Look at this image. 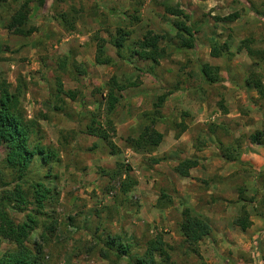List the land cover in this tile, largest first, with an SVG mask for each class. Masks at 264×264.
I'll use <instances>...</instances> for the list:
<instances>
[{"label":"rangeland","instance_id":"374dc122","mask_svg":"<svg viewBox=\"0 0 264 264\" xmlns=\"http://www.w3.org/2000/svg\"><path fill=\"white\" fill-rule=\"evenodd\" d=\"M263 2L48 0L44 9L39 8L37 0L0 3V89L9 86L13 91L19 82L26 83V117L40 120L43 143L52 148L59 161L43 168L38 160L31 174L36 180L50 172L54 179L49 185L60 193L58 204L47 208L56 223V233L44 246L45 264H134L154 238L164 242L168 257L164 264H264V230L250 235L235 226L243 211L249 215L247 208H254L247 201L248 188L252 193L259 183L264 188V164L259 172L251 162L255 153L246 151L251 144L249 138L264 129V101L255 91L244 88L251 73L264 77V62L255 67L247 53L239 50L241 42L249 40L253 49L264 51ZM251 6L259 14L251 11ZM72 7L80 14L76 30L66 32L55 21V14ZM168 7L191 16L197 40L194 50L176 49V17L167 14ZM17 13L38 31L30 37L9 31L8 25ZM231 15L236 16L232 23L218 21ZM137 16L141 22L133 24ZM120 29L131 36L118 56L112 41ZM149 31L160 36L159 47L165 51L158 65L144 62L135 54L137 44ZM215 41L228 43L235 56L231 60L212 58L211 44ZM100 44L114 60L112 65L96 64ZM62 59L69 60L65 71L59 70ZM205 64L220 67L224 83L204 84L200 69ZM82 70L87 74L81 75ZM57 78L64 91L77 96L75 102L58 94ZM113 78L121 85L136 81L140 85L118 93L120 103L108 115L105 97ZM176 86L183 91L170 95L160 109L154 108L158 98ZM221 104L230 118H223ZM55 107L62 113L55 112ZM146 113L150 119L156 115L155 129L164 134V142L151 153L135 152L129 140L137 139L143 124L150 123V119H143ZM94 120L103 125L109 120L113 123L115 137L107 129L118 154H112L101 139L86 134ZM213 125L217 128L211 132L209 127ZM227 149L242 162H225L221 156ZM206 155L212 160L208 169L213 179L220 178L219 172L229 175L243 204L234 220L238 229L224 236L212 232L195 253L179 232L181 213L189 208L201 218L204 210L215 212L216 208L206 206L203 185L186 184L189 194L198 196L199 205L190 199L192 195L179 196L177 185L182 182L172 179L171 170L180 161ZM4 156L0 151V180L12 184L14 175L6 168ZM118 164L123 171L130 168L137 180L126 195L120 192V180L106 174L115 171ZM160 191L168 197L162 204ZM261 207L253 211L264 217V205ZM14 217L23 219L21 215ZM39 238L38 231L33 239L41 241ZM119 247L127 254H119Z\"/></svg>","mask_w":264,"mask_h":264},{"label":"trees","instance_id":"16d2710c","mask_svg":"<svg viewBox=\"0 0 264 264\" xmlns=\"http://www.w3.org/2000/svg\"><path fill=\"white\" fill-rule=\"evenodd\" d=\"M5 1L0 0V3ZM37 4L39 8L44 9L48 4V0H37ZM262 6L264 8V2ZM251 11L259 14L258 9L253 6H251ZM79 14L78 9L72 7L68 12L55 14V21L66 32H73L76 30ZM167 14L176 17L173 25L176 31V49L181 52L194 50L197 40L191 16L173 7L167 8ZM261 16L264 17V10ZM133 20V24L141 22L138 16L134 17ZM235 20L236 16L232 15L218 19L219 22L228 23H232ZM8 30L24 37H30L38 31L37 28L30 27L27 19L20 13H17L12 18L8 25ZM130 36V32L120 29L117 37L113 39L112 43L118 51V56H121V52ZM160 39V36L149 31L145 38L137 44L138 51H135V54L144 62H152L158 65L160 55L165 52L159 47ZM250 43L249 40L242 41L239 50L245 51L248 57L254 61L253 65L257 67L264 62V51L253 49ZM210 55L214 59L226 58L228 60L235 56L230 51L228 43L220 45L217 41L211 44ZM256 58H259L260 61L256 62ZM95 62L99 66H109L114 63V60L107 56L102 44L98 45ZM68 66L69 60L62 59V62L59 63V70L65 71ZM200 71L204 84L215 86L224 83L221 78L220 67L205 64ZM79 73L81 75L87 74L85 70ZM57 83L59 85L58 94L64 95L72 102H75L77 96L72 92L64 91L59 78H57ZM139 85L138 81L121 85L113 78L108 83V93L105 97L108 115L112 114L120 103L118 93L137 88ZM244 88L247 92L255 91L259 99L264 101V77L261 74L251 73L245 79ZM26 89L27 86L24 81L19 82L13 91L9 86L0 89V151L3 150L5 155L4 164L6 168L14 175L12 184L0 180V190H2L0 194V264H45L44 246L56 233V223L47 212L49 205L58 204L59 201L60 193L55 187L49 185V182L54 178H52L50 172L47 173L48 175L36 180L31 178V174L36 169L34 164L38 160L39 165L43 168H50L52 165L58 164L59 161L52 148L43 143L44 135L40 120L37 118L29 120L26 117L23 105ZM182 91L178 86L172 88L167 94L158 98V104L154 108L160 109L170 95ZM220 107L223 115L229 114L224 104H221ZM54 110L62 113L58 107H55ZM158 112L156 114L159 116L160 113ZM143 116V119L150 117L147 113ZM157 122L158 119L154 115L150 119V123L143 124V130L139 137L129 140L130 147L135 152L151 153L163 144L165 136L155 129ZM107 128L115 137L116 130L110 120L104 125L96 120L92 121L86 128V134L101 139L107 144L112 154H118L119 149L109 137ZM214 128H217L216 125L210 126L209 131L213 132ZM186 130L185 127L182 128V132ZM249 140L251 144L264 148V129L252 135ZM221 157L227 163L242 162L239 158L233 157L229 149ZM154 162L158 164L159 160ZM198 165V159H185L180 161L172 171L182 178H189L190 171ZM121 168L122 166L118 164L115 171L107 172L106 174H112L114 178L120 180V192L126 195L135 188L137 180L132 177L130 168L127 167L124 171ZM9 188H12V190ZM160 193L159 203L162 204L168 197L164 191H160ZM14 215H21L23 219L17 221ZM235 226L242 232H246L251 227L247 211H243L242 216L235 221ZM38 231L40 232L39 239L41 241L33 239V236ZM179 232L184 242L195 253H198L200 243L210 237L213 229L206 220L194 216L189 209H185L181 213ZM5 245H8L7 249H4ZM119 248V254H127L126 250L121 252L122 247ZM156 258H159V262L156 261ZM167 259L162 238H154L148 241L144 255L141 257L137 256L134 264H164Z\"/></svg>","mask_w":264,"mask_h":264},{"label":"crops","instance_id":"0c3cea01","mask_svg":"<svg viewBox=\"0 0 264 264\" xmlns=\"http://www.w3.org/2000/svg\"><path fill=\"white\" fill-rule=\"evenodd\" d=\"M224 117L225 119L226 117L230 118V115H225L223 116V118ZM248 146L250 147H246V151L255 153L254 155H256L251 162L254 164L255 169L259 170L260 172V170H262L261 167L264 164V148L252 144H249ZM206 156L207 157L198 159L199 165L190 171L189 178H182L171 170L172 179H179V182H182L181 185H177V191L180 192L179 196H183V198H185L184 193L189 196L192 195L190 199L193 202L195 201V205H199L197 199L198 196L194 197L192 193L190 195L187 190L188 187L186 186V184H198L203 185V187L206 188L205 193H203L206 195L205 204L207 207L213 206L214 208H216V210L215 212H213L212 210H204V212H202V215L200 214L201 218L209 221L214 235L224 236L229 234L231 230L236 231L238 229L234 226V220L239 216L238 210L239 208L241 209L243 202L239 201L237 187L234 184V180L229 179V175L224 174V172H219L218 177L220 178L213 179L211 172L208 169V167L210 168L212 160L210 158V155ZM229 166L227 165L226 167L228 168ZM175 183L176 181L174 182V185ZM259 186H261L260 183L257 187L254 188V193H252L251 188H248L249 193H246V196L249 197L247 201H249L250 205H253V210L256 211H259L262 208L261 206L264 205V188H261ZM199 191L201 192V190ZM258 195L260 196L258 197ZM247 209L249 211L250 222H252V226L247 230L246 233L253 235L261 230H264V217H262L261 213L253 211L252 208Z\"/></svg>","mask_w":264,"mask_h":264}]
</instances>
